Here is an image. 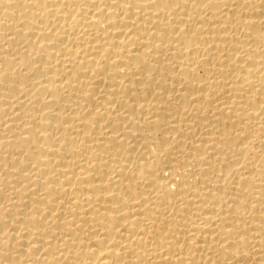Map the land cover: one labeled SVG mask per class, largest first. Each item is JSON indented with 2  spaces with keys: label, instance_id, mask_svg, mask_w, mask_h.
Returning a JSON list of instances; mask_svg holds the SVG:
<instances>
[{
  "label": "bare ground",
  "instance_id": "1",
  "mask_svg": "<svg viewBox=\"0 0 264 264\" xmlns=\"http://www.w3.org/2000/svg\"><path fill=\"white\" fill-rule=\"evenodd\" d=\"M0 264H264V0H0Z\"/></svg>",
  "mask_w": 264,
  "mask_h": 264
}]
</instances>
